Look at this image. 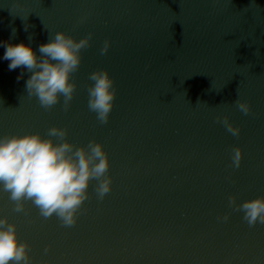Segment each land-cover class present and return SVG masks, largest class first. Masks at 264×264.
Segmentation results:
<instances>
[{
	"label": "water",
	"instance_id": "1",
	"mask_svg": "<svg viewBox=\"0 0 264 264\" xmlns=\"http://www.w3.org/2000/svg\"><path fill=\"white\" fill-rule=\"evenodd\" d=\"M57 31L94 35L69 109L61 98L46 111L28 97L32 73L9 70L4 44L40 56ZM98 69L117 90L106 125L87 106ZM237 98L250 102L249 115ZM51 126L66 127L77 146L103 144L112 188L99 200L92 181L73 227L44 220L30 202L16 213L0 192V217L29 242L31 264H264V224L250 228L228 207L229 195L264 197V0H0V136H46ZM233 146L243 150L236 170Z\"/></svg>",
	"mask_w": 264,
	"mask_h": 264
},
{
	"label": "clouds",
	"instance_id": "2",
	"mask_svg": "<svg viewBox=\"0 0 264 264\" xmlns=\"http://www.w3.org/2000/svg\"><path fill=\"white\" fill-rule=\"evenodd\" d=\"M93 35L89 32L77 40L65 31H57L39 46L40 56L29 44L6 43L3 59L9 61L10 71L23 68L32 73L26 81V91L41 108L51 111L63 98L62 106L67 111L77 89L73 75L80 68L82 52L91 47ZM110 46L111 41L105 39L100 55H106ZM23 75L21 72L17 81ZM88 79L92 81L87 88L88 109L101 125H106L117 95L114 78L107 69H98ZM234 104L245 116L252 112L248 101L237 98ZM215 122L232 136H240L241 128L227 115H217ZM68 134L66 127L51 126L46 136L38 131L0 136V192L8 194L14 212L24 213L25 204L30 202L44 220L55 216L61 226L73 227L89 199L92 181H96L97 199L103 200L111 191L110 161L103 144L93 139L86 146H77L67 139ZM230 153L229 167L239 169L242 148L233 146ZM228 207L243 213L242 219L250 228L264 224V197L237 203V197L229 195ZM229 218V214L217 217L223 222ZM30 250L29 242L20 240L17 225L7 216L0 217V264H31Z\"/></svg>",
	"mask_w": 264,
	"mask_h": 264
}]
</instances>
